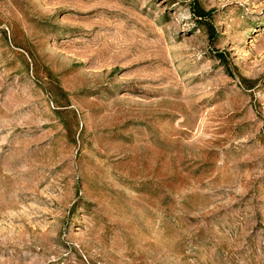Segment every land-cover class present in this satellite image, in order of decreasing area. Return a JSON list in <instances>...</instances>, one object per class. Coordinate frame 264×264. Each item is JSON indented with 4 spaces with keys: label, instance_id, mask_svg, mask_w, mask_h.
<instances>
[{
    "label": "rangeland",
    "instance_id": "374dc122",
    "mask_svg": "<svg viewBox=\"0 0 264 264\" xmlns=\"http://www.w3.org/2000/svg\"><path fill=\"white\" fill-rule=\"evenodd\" d=\"M0 264H264V0H0Z\"/></svg>",
    "mask_w": 264,
    "mask_h": 264
}]
</instances>
